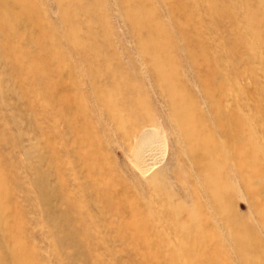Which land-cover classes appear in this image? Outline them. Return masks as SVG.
Listing matches in <instances>:
<instances>
[{"label":"rangeland","instance_id":"1","mask_svg":"<svg viewBox=\"0 0 264 264\" xmlns=\"http://www.w3.org/2000/svg\"><path fill=\"white\" fill-rule=\"evenodd\" d=\"M0 2V264H264V0Z\"/></svg>","mask_w":264,"mask_h":264},{"label":"bare ground","instance_id":"2","mask_svg":"<svg viewBox=\"0 0 264 264\" xmlns=\"http://www.w3.org/2000/svg\"><path fill=\"white\" fill-rule=\"evenodd\" d=\"M0 10H2L3 12H5L4 11V8H3V6H2V4H1V2H0ZM156 68V67H155ZM157 69H158V67H157ZM156 69V70H157ZM159 70V69H158ZM162 74H164V73H162ZM161 78H162V80L164 79V77H163V75H161ZM176 95L177 96H179L180 98L183 96V93H181L180 91H177L176 92ZM110 100V98L107 100L106 99V101H108V105H109V110H111V119H112V121H114V122H121L122 123V121L124 122L125 120H126V118H124V116H122L124 119L122 120V118L119 116L120 115V113H121V111L119 110V112H116L115 110H114V108H113V106H112V101H109ZM104 102V101H103ZM105 103V102H104ZM106 104V103H105ZM180 106H181V103H180ZM180 106L178 107H175V112H174V115H175V117H176V119H178V120H180L181 121V124H182V132H183V134H184V137H186L187 139H189L192 135H194V130L195 129H192V128H190L186 123V121H184L185 120V117L184 116H182L180 113H179V109H180ZM106 107H108V106H106ZM134 109V108H133ZM81 110V109H80ZM79 110V111H80ZM128 112V111H127ZM72 113H73V111H72ZM109 113V112H108ZM76 114V113H75ZM131 114V113H130ZM129 114V115H130ZM73 115V114H72ZM178 117H177V116ZM78 116H80V115H78ZM129 120V119H128ZM132 121V120H131ZM126 122H127V120H126ZM130 122V121H129ZM180 124V125H181ZM118 126V125H117ZM196 126V125H195ZM126 134V133H125ZM124 134V135H125ZM149 134V133H148ZM147 133L145 134V135H148ZM144 135V136H145ZM149 135H151V134H149ZM148 135V136H149ZM226 135V134H225ZM225 135H224V137H225ZM149 138H150V136L149 137H147V138H145V139H141L139 142H138V144L137 145H143V144H146V142H148L149 143ZM226 138H227V136H226ZM148 139V140H147ZM150 140H151V138H150ZM141 142V143H140ZM139 145V146H140ZM205 147V146H204ZM203 147V148H204ZM199 148H201V146H200V144H197V146H195V147H192L191 149H190V151L192 150V152H193V155H194V153H196L197 152V150H199ZM208 148H209V146H208ZM210 149V148H209ZM207 151V150H206ZM135 152H136V150H135ZM140 152V151H139ZM139 152H137L138 154L136 155V157H135V160L136 161H134L135 163V166H136V168L139 170V171H141L140 173H143V172H145V167L146 166H148V163H149V161H147L146 160V157H144V154L142 153V154H140ZM149 153V152H148ZM146 155V154H145ZM147 156H148V154H147ZM208 157V156H207ZM193 159H194V157H193ZM210 159V158H209ZM209 159H207V158H205L204 157V159L201 161V160H199V161H194V165H195V167L200 171V173H205V167H206V165L208 164V161H209ZM243 160L244 159H241V157L240 156H238V159H237V161H238V163H242L243 162ZM147 163V164H146ZM90 164V163H89ZM145 166V167H144ZM150 167V166H149ZM209 181H206L205 183H207V191L211 194V196L213 197V200L214 201H219L221 198H220V196H217V194L214 192V190L212 189V187H211V183L209 184L208 183ZM222 197V196H221ZM224 197V196H223ZM222 197V198H223ZM42 199V198H41ZM260 220H261V224H262V226H263V229H264V215H263V217H261L260 218ZM137 221V220H136ZM149 222V221H148ZM139 228H140V226H139ZM142 228H144V227H142ZM132 229V228H131ZM147 229V228H146ZM146 229H142V230H146ZM134 230V229H133ZM172 230V229H171ZM145 232V231H144ZM134 233V232H133ZM143 235V234H142ZM235 235V234H234ZM236 235H237V238H240V236H239V233H236ZM198 236V235H197ZM213 237V236H212ZM183 239H184V237H183ZM186 241V240H185ZM183 243V242H182ZM178 244V243H177ZM194 245V244H193ZM199 246H200V244H199ZM242 264H243V262H242Z\"/></svg>","mask_w":264,"mask_h":264}]
</instances>
